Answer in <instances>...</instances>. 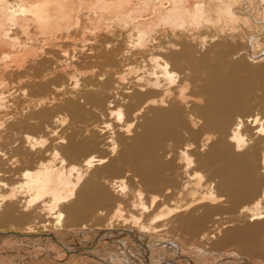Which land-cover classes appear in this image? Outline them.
<instances>
[{"label": "bare ground", "instance_id": "1", "mask_svg": "<svg viewBox=\"0 0 264 264\" xmlns=\"http://www.w3.org/2000/svg\"><path fill=\"white\" fill-rule=\"evenodd\" d=\"M261 66L264 0H0V243L263 239ZM233 263L258 264H207Z\"/></svg>", "mask_w": 264, "mask_h": 264}, {"label": "rangeland", "instance_id": "2", "mask_svg": "<svg viewBox=\"0 0 264 264\" xmlns=\"http://www.w3.org/2000/svg\"><path fill=\"white\" fill-rule=\"evenodd\" d=\"M260 69L263 70V72H264V66H261ZM257 93L259 95H261L263 93L262 89H259L257 91ZM257 102H258V98H256L254 95L251 99H245L244 100L245 106H248L247 113H249V111H254V112L263 111L262 110L263 106L261 107L260 105L257 104ZM213 149H214V146L210 150H213ZM218 150H219V152H217V154L221 153V156H222L223 155L222 154L223 145L219 146ZM211 159L213 161H216L218 159V157L213 156ZM105 209H107V208H105ZM96 216H97V214H94L91 218V216L88 217L86 214H82L81 220L76 221L75 223L86 222V220H89L90 218L93 219ZM227 216H228V214H227ZM92 222H94V221H92ZM24 224H25V222H23V221L15 223V225H17V227H22V226H24ZM9 227H11V224L5 225V228H9ZM103 232H105V230ZM93 235H94V233H90V232H85L79 236H74V234H71V233H64L63 235H59V236L56 234H52V237H54V238L62 237L64 239L68 240L69 242L73 241L74 243L75 242L85 243L86 241L91 240L93 238ZM156 237L154 236L152 239L148 238L147 251H148V255L150 256V258H152L153 261L157 262L158 264H165V262H166V264H189V263L191 264L192 258H193L192 261L194 263L196 261L195 264H207V263H211L213 261H216L218 263V262L224 261L225 258L226 259H234L235 257H236V260L237 259H246V260L251 261V262H257L258 264H264V237L262 239L261 236L254 237L253 238L254 240L250 241V242H252V244H249L250 242H245L246 244L245 243L244 244L229 243L226 246L225 245H222L220 247L215 246L218 248L217 249L212 248V249H210V251L207 249H202L201 251H195L194 250L195 252L193 250H189V248L185 247L184 248L185 251L179 250V253L177 252L178 249H175V252H174V249L171 246L165 247V248L163 247V246H166L165 245L166 242L170 243L171 240L169 237L165 236L166 239L164 237H161L160 239H158L159 237H157V238ZM185 237L187 238V240L190 239V236L188 237L186 235ZM260 237H261V239H260ZM191 240L192 239H190V241ZM119 241H121V244H116V240H115L114 242L111 243L113 246H111L110 248L103 249V251H102V249L81 250V251L75 252L74 254H72L70 256H67L65 254L64 258L59 257L62 260V261H60V259H57V257L49 254L48 251L51 250L52 247H53L52 250H55L57 248L60 249L61 246L56 245L57 241L51 239L48 236H45L43 238V240H40V241L36 240L34 238H20V237H13L12 238L11 237L7 240H2V242L0 243V264H28V263L29 264H36V263L37 264H99V263L100 264H142L143 263V259L141 257V254L138 251V249L136 248V243H135L136 241L134 242L132 237H130L129 240L119 239ZM132 241L134 242L135 245L133 244ZM149 244H151V247H153V249H151L149 247ZM261 244H263V245H261ZM251 245H254L255 247H251ZM168 246H169V244H168ZM49 247H50V249H49ZM249 247H251V249ZM121 248H124L127 252H124ZM239 248H241L244 251H240ZM245 248L247 250H250V251H247ZM254 248H255V250H254ZM236 251H237V253H236ZM56 253H57V251H56ZM151 253H153V254H151ZM196 253H198V254H196ZM220 253L222 254V256L220 255ZM232 253H234V254H232ZM235 254H236V256H234ZM35 256H37V257H35ZM23 258L25 260L28 259L30 261H28V260L25 261ZM93 259H95V260H93ZM23 260L27 263H25ZM207 260H209V261H207ZM205 261H207V262H205Z\"/></svg>", "mask_w": 264, "mask_h": 264}, {"label": "water", "instance_id": "3", "mask_svg": "<svg viewBox=\"0 0 264 264\" xmlns=\"http://www.w3.org/2000/svg\"><path fill=\"white\" fill-rule=\"evenodd\" d=\"M0 235H8V233H6V232H0ZM144 245H145V243H144Z\"/></svg>", "mask_w": 264, "mask_h": 264}]
</instances>
